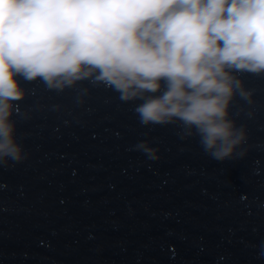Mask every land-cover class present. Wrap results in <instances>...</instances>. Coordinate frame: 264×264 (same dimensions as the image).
<instances>
[{"label": "water", "instance_id": "water-1", "mask_svg": "<svg viewBox=\"0 0 264 264\" xmlns=\"http://www.w3.org/2000/svg\"><path fill=\"white\" fill-rule=\"evenodd\" d=\"M239 78L252 102L235 97L230 118L246 155L216 160L178 122L141 125L140 101L103 84L17 76L27 158L0 166V264H264V76Z\"/></svg>", "mask_w": 264, "mask_h": 264}, {"label": "clouds", "instance_id": "clouds-1", "mask_svg": "<svg viewBox=\"0 0 264 264\" xmlns=\"http://www.w3.org/2000/svg\"><path fill=\"white\" fill-rule=\"evenodd\" d=\"M264 76V0H0V166L27 158L16 136L23 83L62 92L82 80L123 102L141 125L179 123L216 160L241 158L239 77ZM86 94L87 89H81ZM150 159L158 149L134 145Z\"/></svg>", "mask_w": 264, "mask_h": 264}]
</instances>
